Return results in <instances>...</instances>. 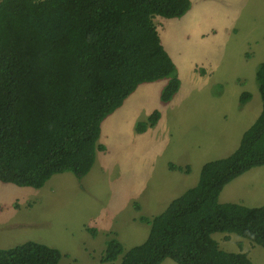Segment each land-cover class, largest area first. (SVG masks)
Here are the masks:
<instances>
[{"label": "trees", "instance_id": "obj_1", "mask_svg": "<svg viewBox=\"0 0 264 264\" xmlns=\"http://www.w3.org/2000/svg\"><path fill=\"white\" fill-rule=\"evenodd\" d=\"M191 0H2L0 2V181L41 189L55 174L83 179L92 170L104 121L144 83L168 79L161 101L180 90L179 70L154 18H182ZM256 80L263 110L229 157L206 163L198 184L161 215L141 216L147 240L124 250L113 237L101 262L253 264L221 248L213 235L235 234L264 249V206L221 202L224 188L264 166V62ZM252 94L244 92L242 105ZM161 118L138 124L145 132ZM171 171L189 168L169 164ZM140 211V206L136 205ZM97 237L96 228H88ZM62 253L29 241L0 250V264H59Z\"/></svg>", "mask_w": 264, "mask_h": 264}, {"label": "rangeland", "instance_id": "obj_2", "mask_svg": "<svg viewBox=\"0 0 264 264\" xmlns=\"http://www.w3.org/2000/svg\"><path fill=\"white\" fill-rule=\"evenodd\" d=\"M217 8L219 15H215L216 11L212 10L215 8H212L211 17L221 19L218 16H223L224 12L220 7ZM191 15L197 23L204 22L208 26L210 20L207 21L208 17L202 15L198 9L191 12ZM185 17L154 18L162 45L179 70L181 86L176 96L180 94V98L198 87L199 92L190 93L184 98L208 104L210 98L216 96L215 103L218 108L204 106L198 109L200 113L198 117H194L198 120L195 125L192 124L193 118L189 117V114L183 115L179 112L178 116L174 114L171 119L169 115L167 116L166 127L163 124L157 126V123L155 127H149L147 133L139 132L140 122H147L154 111L163 109L161 86L168 79L141 84L129 97V103L138 105L141 101L149 100L147 102L149 110L141 104L138 109L139 116H136V109L123 117L116 110L107 118L110 122L106 125V138L102 139L104 144L109 146L105 145L107 149L105 154L97 153L98 159L89 176L79 179L72 172L55 174L41 189L23 188L0 181V216L8 218L4 223L0 219V250L33 241L58 249L62 253L59 264H120L122 257L116 263L101 262L102 249L106 247V242L114 237L113 231L101 230L117 227L122 232L121 239L124 241L122 244L125 251L142 245L149 234L146 223L140 220L136 224L130 221L127 224L131 227L133 225L143 234L133 237L127 233L124 217L133 218L138 214L136 205L140 206V211L146 214L147 212L141 201L137 200L133 205L135 199L132 194L118 196L120 187L133 191L136 196L141 191L139 184L122 181L124 184L122 185L113 177L126 175L116 170L121 169V159L129 161L126 157L131 152L142 147L151 148L152 165L155 170L147 186L148 193L145 192V199L150 206L149 215L143 216L152 220L165 212L172 201L197 185L204 164L227 158L238 149L243 134L252 123L255 124L263 109L257 80H254L255 88L252 89L255 91L252 93L248 91L252 94L251 100L242 105L240 96L247 92L245 90L247 86L251 89L252 77H247L249 69L242 63L240 57H237V61L223 60L220 58V52L208 53L206 49L202 50L203 45L194 34L195 30L190 28V19ZM209 43L211 47L214 46L213 37H209ZM194 47L198 49L197 52H194ZM207 63H211V66L205 68L206 71L226 70L231 66H238L236 72L229 73L224 86L219 84L210 86L208 91L212 95L206 91L207 76L200 74H204L203 68ZM197 65L200 66L199 69H196ZM259 66L255 67L256 72ZM189 111L197 112L195 109ZM156 132H159V135H152ZM168 138L170 143L165 147ZM112 145H115V152L111 150ZM156 151L160 152L157 156ZM170 163L183 168L188 167L190 170L172 172L168 167ZM97 189L102 190L95 193ZM157 194L165 197V200L161 201V196ZM220 199L221 202L237 203L247 207L264 206V166L254 168L233 180L224 188ZM92 225L101 231H98V235L104 237L105 243H102V238L100 240L93 237L86 230V226L89 228ZM217 236L220 235H213L214 238ZM235 237L241 240L233 241V248L229 252L243 251L253 264H264L262 247L237 235ZM165 264L177 263L168 259Z\"/></svg>", "mask_w": 264, "mask_h": 264}, {"label": "crops", "instance_id": "obj_3", "mask_svg": "<svg viewBox=\"0 0 264 264\" xmlns=\"http://www.w3.org/2000/svg\"><path fill=\"white\" fill-rule=\"evenodd\" d=\"M191 2H192V8L188 12L185 18L190 19L189 20L190 28L195 30L194 34L199 39V42L203 45L201 49L202 50L206 49L208 53L220 52V58H222L223 60L237 61V57H240L242 63H244L245 66L250 71L247 77L248 78L252 77L251 78V89L248 88L247 86L245 90L247 92L250 90L251 93L255 91V90H252L255 88L254 80H256V73H257L255 71V67L260 65L262 62H264V0H199L198 2H196L195 0H191ZM217 6L220 7V9L224 12L223 16H218L221 19H215L211 17L213 16L211 11L212 10L216 11V9H218ZM212 8H215V9H212ZM197 9L202 15H205L208 17V19H206L207 21L210 20L208 26L204 22L197 23L193 19L191 12ZM216 14L219 15L217 11L215 15ZM207 27H210V28L208 30H205ZM209 37L214 38L213 47L210 46ZM197 50L198 49L194 47V52H197ZM210 66H211V63L205 64L203 68L204 74L200 73L201 75H205L208 78V81H207L208 87L206 91L209 94H211L208 91L211 85L219 84L221 86H224L227 82V77L229 76V73L231 71L236 72L238 68V66H231L226 70H209V71L207 70L206 71L205 68H208ZM197 68L199 69L200 66L197 65L196 69ZM167 83H168V80L166 83H164L161 86V92ZM197 92H199V88L195 87L193 91L185 95H182V97L179 98V95H180L179 94L170 103L163 104V109L161 111L158 110L161 113V118L157 126L160 124H163L166 127V123L168 122L167 116L169 115L171 119V116H173L174 114L178 116L179 112L182 113L183 115L186 113L189 114V117L193 118V120H191L192 124L195 125L198 122V120H196L194 117H198L200 113L198 109L203 108L204 106H206V108H218V106L215 103L216 96L211 97L210 102L208 104L206 102L192 101V100L184 98V96L189 95L190 93H197ZM129 100L130 99L128 98L124 102L122 107H120L116 111V112H120L118 114L122 117L125 116L127 113L133 112L135 109L137 110L136 116H139L138 109L140 105L142 104L145 108H147V102L149 101V100L141 101L138 105H136L133 103H129ZM147 109L149 110V108ZM191 109H195L197 110V112L193 113L192 111H189ZM108 122H110V120L106 119L102 126V129H104V132H102L103 138H106L105 130H106V127H107L106 125ZM253 124L254 123H252L249 126V128ZM152 135H159V132H156ZM102 142H104L103 139H102ZM169 143H170V140L168 138L165 147H168ZM106 145L109 146V144H106ZM111 150L115 152V145H112ZM106 151L98 152V155L105 154ZM159 154L160 152L156 151V156ZM126 158H128L129 161H126V159H121V169L119 168L116 169V170L122 171L126 175H113V177L117 178L118 181H120L122 185H124L122 181H127V182H132V183L135 182L134 184L136 185L139 184L138 186L140 187L141 191H140V194L136 196L134 195L133 191H128L125 189V187L123 188L120 187V189L118 190V196L125 197L128 194H132V196L135 199L133 202V205L137 200L141 201L145 205L144 210H146L148 214V210L150 206L147 200L145 199V192L148 193V191H146L147 186H148L150 179L152 178L153 170H155V167H153L152 165L151 148L149 147L139 148L136 151L131 152V154H129ZM172 172H178V171H172ZM107 176L108 175H106V177ZM100 190L102 189H97L95 193H98ZM157 195L161 196L160 194H157ZM164 200H165V197L162 198L161 196V201H164ZM143 214L147 215L141 210L133 218H129L127 216L124 217V222L127 225V233H129L133 237L143 234V233L139 229H135L133 225L131 227L127 223L129 221L133 222V224L138 223L139 218L143 216ZM0 219L4 223L8 218L2 215L0 216ZM145 225L148 227L147 233H149L150 226L148 224H145ZM90 227L96 228L93 225ZM86 230H87V226H86ZM101 231L102 232L103 231L104 232L113 231L114 232L113 236L114 237L116 236L122 243L124 242L121 239L122 232L117 227H111V228H105V229L103 228ZM216 234H219L220 236H217L214 239L218 241L222 249L228 252L232 250L233 248V241L241 240V239H236L237 237H235L234 234H227V233H216ZM97 238L98 239L100 238V240L102 238V243H105L104 237H102L101 235H98ZM226 242H228L227 245H226ZM240 247H241V243L239 245V248ZM105 248L102 249L101 251L102 254L104 253ZM255 249L256 248H254V250ZM165 262L166 261H164L162 264H165Z\"/></svg>", "mask_w": 264, "mask_h": 264}, {"label": "clouds", "instance_id": "obj_4", "mask_svg": "<svg viewBox=\"0 0 264 264\" xmlns=\"http://www.w3.org/2000/svg\"><path fill=\"white\" fill-rule=\"evenodd\" d=\"M186 15H187V14H186ZM186 15H185V16H186ZM166 85H167V84H166ZM164 88H165V87H164ZM162 91H163V90H162ZM248 93H249V92H248ZM242 94H243V93H242ZM240 97H241V96H240ZM240 103H241V102H240ZM262 110H263V109H262ZM261 113H262V112H261ZM260 115H261V114H260ZM258 118H259V117H258ZM258 118H257V119H258ZM253 125H254V124H253ZM253 125H252V126H253ZM252 126H251V127H252ZM251 127H250V128H251ZM250 128H249V129H250ZM249 129H248V130H249ZM248 130H247V131H248ZM247 131H246V132H247ZM246 132H245V133H246ZM245 133H244V134H245ZM244 134H243V136H244ZM243 136H242V139H243ZM242 139H241V141H242ZM240 144H241V142H240ZM239 147H240V145H239ZM239 147H238V148H239ZM246 173H247V172H246ZM139 219H140V218H139ZM240 238H241V237H240ZM242 239H244V238H242ZM244 240H246V239H244ZM246 241H248V240H246ZM241 252L243 253V251H241ZM237 253H238V252H237ZM248 257H249V256H248Z\"/></svg>", "mask_w": 264, "mask_h": 264}]
</instances>
